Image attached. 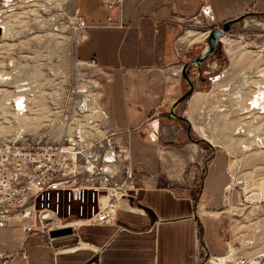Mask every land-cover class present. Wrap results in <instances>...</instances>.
<instances>
[{
    "label": "crops",
    "instance_id": "obj_1",
    "mask_svg": "<svg viewBox=\"0 0 264 264\" xmlns=\"http://www.w3.org/2000/svg\"><path fill=\"white\" fill-rule=\"evenodd\" d=\"M74 5L86 22L75 58L95 60L109 124L129 147L139 184L147 187L119 203L115 224L82 225L53 237L50 245L40 233L25 237L22 225L29 219L11 217L0 226V251L14 252L23 244L26 259L16 255L13 264H199L225 254L231 238L221 210L231 179L228 154L214 149L205 167L210 149L188 138L185 122L164 114L188 88L182 64L199 53L208 32L246 14H264V0H122L110 9L100 0H75ZM209 62L210 57L200 64L204 71L193 72L195 88L213 79ZM195 93L203 92L195 89L189 101ZM259 252L254 247L234 254Z\"/></svg>",
    "mask_w": 264,
    "mask_h": 264
},
{
    "label": "rangeland",
    "instance_id": "obj_2",
    "mask_svg": "<svg viewBox=\"0 0 264 264\" xmlns=\"http://www.w3.org/2000/svg\"><path fill=\"white\" fill-rule=\"evenodd\" d=\"M74 2L0 0V141L29 147L57 142L77 127L88 137L100 133L91 111L77 108L79 97L71 89L76 72ZM209 63L213 79L198 83L195 89L203 93H195L178 111L182 116L187 111L193 138H202L197 130L201 126L214 138V149L228 154L224 157L231 179L221 210L230 222L233 252L254 247L263 252L264 198L259 195L264 189V146L255 143L259 137L264 145V111L250 103L264 82L259 76L264 74V14L250 13L232 22ZM225 86L229 88L223 90ZM255 194L259 199L247 198ZM199 264L212 263L202 258Z\"/></svg>",
    "mask_w": 264,
    "mask_h": 264
},
{
    "label": "built area",
    "instance_id": "obj_3",
    "mask_svg": "<svg viewBox=\"0 0 264 264\" xmlns=\"http://www.w3.org/2000/svg\"><path fill=\"white\" fill-rule=\"evenodd\" d=\"M121 1L100 0L104 9ZM108 21L112 22L110 17ZM85 23L83 17H75V44L83 39ZM75 60L71 89L79 98L74 102L78 109L91 111L100 133L88 137L77 127L57 142L29 147L0 141V226L11 217L27 218L29 221L22 225L25 237L40 233L49 245L53 238L49 233L54 230L71 228L74 233L82 225L115 224L119 203L137 198L147 187L139 184L129 147L119 142V132L109 124L95 60ZM47 212H56V219L47 220ZM16 255L26 259L23 244L14 252L0 251V264H13ZM206 261L264 264V251L252 257L227 251L221 256H207Z\"/></svg>",
    "mask_w": 264,
    "mask_h": 264
},
{
    "label": "water",
    "instance_id": "obj_4",
    "mask_svg": "<svg viewBox=\"0 0 264 264\" xmlns=\"http://www.w3.org/2000/svg\"><path fill=\"white\" fill-rule=\"evenodd\" d=\"M231 23L232 21H225L221 25V27L215 26L214 28H212L208 32L206 39L199 53L195 57L191 58L190 60H187L186 62L182 64L181 75L186 81L188 88L182 93L180 97H178L173 102L169 111L164 114L165 117L185 122L186 134L188 138L192 139L194 142L198 144L200 143L205 144L211 150V154L207 157V160L204 164L205 167L207 165V162L214 157L215 150H214L213 144H211V142H209L206 138H203V137L200 139L193 138L192 132H191L192 130L191 123L188 120V118L179 114L177 110V106L185 103L193 94L195 90V84L191 78V77H194L193 70L198 69L200 67V64L206 61L208 57H210V55L213 54L214 51L221 45L222 37L228 34L230 27H231ZM71 233H72L71 228H64V229L54 230L50 232L49 236L58 237V236H63V235L71 234Z\"/></svg>",
    "mask_w": 264,
    "mask_h": 264
},
{
    "label": "bare ground",
    "instance_id": "obj_5",
    "mask_svg": "<svg viewBox=\"0 0 264 264\" xmlns=\"http://www.w3.org/2000/svg\"><path fill=\"white\" fill-rule=\"evenodd\" d=\"M226 38V37H225ZM225 38H223V39H225ZM228 46H229V44H228ZM233 50V49H232ZM236 56V55H235ZM259 76H261V78L262 79H264V74L262 73L261 75H259ZM219 86V83H217V84H215V88L216 87H218ZM263 86H264V82H262L261 83V86H259V89L256 91V93H255V95H253V98L251 99V103L250 104H252L253 106H254V108L256 107V108H258V110H261V111H264V89H263ZM229 87L228 86H225V87H222V89L223 90H227ZM18 95H20V94H18ZM19 97H21V96H19ZM239 99V98H238ZM241 101V100H240ZM20 103V101H16V103ZM23 107V106H22ZM25 107V106H24ZM18 109H21V107L20 106H18ZM24 110H25V108H24ZM219 111H222V110H224V108H219L218 109ZM246 111V110H245ZM260 111V112H261ZM17 113H20V112H17ZM255 128V127H254ZM254 128L253 129H250V130H248L247 131V134L249 135L250 133H251V130H253L254 131ZM241 129V128H240ZM239 129V132L241 131ZM197 130H198V132H199V134L203 137V138H206V139H208V141L209 142H211V144H214V142H215V140H214V138H212L211 136H209V134H208V132L203 128V127H197ZM235 130V129H234ZM242 131H244V129H242ZM236 132V131H235ZM237 133V132H236ZM252 135V134H251ZM253 136H254V134H253ZM256 140H258L255 144H257V146H264V145H262V143H263V141H262V138H259V137H256ZM242 147V149L243 150H247V149H250L249 147H250V145H242L241 146ZM249 187V182H247L246 184H245V191H247V193L249 192V190H247V188ZM258 194H255V195H249L247 198L249 199V200H257V198L259 199V196H260V198L261 199H263L264 198V189H262V192H261V195H259L258 197ZM54 219H56V212H47V220H54ZM228 246H229V252L230 253H234L233 252V250H234V248H233V245L230 243V242H228Z\"/></svg>",
    "mask_w": 264,
    "mask_h": 264
},
{
    "label": "flooded vegetation",
    "instance_id": "obj_6",
    "mask_svg": "<svg viewBox=\"0 0 264 264\" xmlns=\"http://www.w3.org/2000/svg\"><path fill=\"white\" fill-rule=\"evenodd\" d=\"M211 56L213 57V54H211ZM211 56H210V59L212 58Z\"/></svg>",
    "mask_w": 264,
    "mask_h": 264
}]
</instances>
